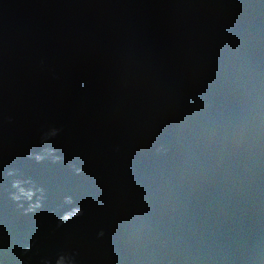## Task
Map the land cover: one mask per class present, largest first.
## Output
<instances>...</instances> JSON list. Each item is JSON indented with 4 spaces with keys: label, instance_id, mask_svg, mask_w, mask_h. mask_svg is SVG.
Instances as JSON below:
<instances>
[{
    "label": "water",
    "instance_id": "water-1",
    "mask_svg": "<svg viewBox=\"0 0 264 264\" xmlns=\"http://www.w3.org/2000/svg\"><path fill=\"white\" fill-rule=\"evenodd\" d=\"M0 264H264V0H0Z\"/></svg>",
    "mask_w": 264,
    "mask_h": 264
}]
</instances>
